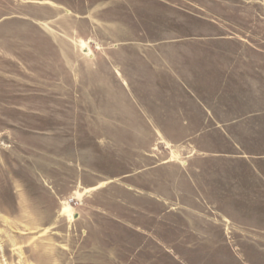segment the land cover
Masks as SVG:
<instances>
[{
	"label": "rangeland",
	"instance_id": "rangeland-1",
	"mask_svg": "<svg viewBox=\"0 0 264 264\" xmlns=\"http://www.w3.org/2000/svg\"><path fill=\"white\" fill-rule=\"evenodd\" d=\"M0 264H264V0H0Z\"/></svg>",
	"mask_w": 264,
	"mask_h": 264
},
{
	"label": "bare ground",
	"instance_id": "bare-ground-1",
	"mask_svg": "<svg viewBox=\"0 0 264 264\" xmlns=\"http://www.w3.org/2000/svg\"><path fill=\"white\" fill-rule=\"evenodd\" d=\"M65 210H68V208H66Z\"/></svg>",
	"mask_w": 264,
	"mask_h": 264
}]
</instances>
